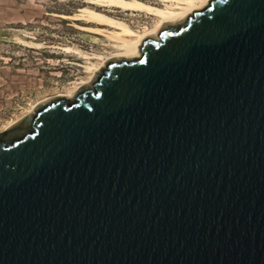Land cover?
Returning <instances> with one entry per match:
<instances>
[{
    "label": "water",
    "instance_id": "obj_1",
    "mask_svg": "<svg viewBox=\"0 0 264 264\" xmlns=\"http://www.w3.org/2000/svg\"><path fill=\"white\" fill-rule=\"evenodd\" d=\"M0 131V264H264V0H209Z\"/></svg>",
    "mask_w": 264,
    "mask_h": 264
},
{
    "label": "rangeland",
    "instance_id": "obj_2",
    "mask_svg": "<svg viewBox=\"0 0 264 264\" xmlns=\"http://www.w3.org/2000/svg\"><path fill=\"white\" fill-rule=\"evenodd\" d=\"M97 1L0 0V131L38 102L78 89L91 76L89 66L100 64L116 51L108 37L74 25L89 22L68 15L99 9L125 20L134 29L145 30L156 24L157 18L146 12L106 7ZM144 1L168 5L164 0ZM30 42H41V46ZM64 46L104 57L83 58L64 52Z\"/></svg>",
    "mask_w": 264,
    "mask_h": 264
},
{
    "label": "bare ground",
    "instance_id": "obj_3",
    "mask_svg": "<svg viewBox=\"0 0 264 264\" xmlns=\"http://www.w3.org/2000/svg\"><path fill=\"white\" fill-rule=\"evenodd\" d=\"M164 1L168 2L167 6H161L143 0L97 1L102 6L120 7L125 11H133V12L141 11L155 16L157 18L155 26L152 28H147L145 30L134 29L125 20L96 10H93L87 14L72 15V16L70 15L71 18L80 19L89 22L91 25L90 24L85 25L79 22H76L74 25L83 30L91 31L96 34H100L105 37H108V39L112 42L111 44L112 47H114L116 50L112 55L103 58L100 64L94 63L93 65L89 66V70L91 71V76L87 80H85L83 84H87L91 82L95 72L102 66V64L107 59L111 57H130V56L138 55L140 53L138 44L141 42V40L145 37V35L160 30V28L162 27L165 21L179 22L183 20L188 14H193L195 10H200L205 6H207L209 3V0H164ZM30 44H33L36 47L41 46V42H30ZM62 48L66 53L77 54L87 59L102 58L103 56L102 54L92 55V53L80 50V48L78 49L73 46H64ZM78 89H75L73 91L68 90L67 92H61L56 96H66L68 98H71L76 94ZM17 120L13 121L8 126L13 124Z\"/></svg>",
    "mask_w": 264,
    "mask_h": 264
},
{
    "label": "trees",
    "instance_id": "obj_4",
    "mask_svg": "<svg viewBox=\"0 0 264 264\" xmlns=\"http://www.w3.org/2000/svg\"><path fill=\"white\" fill-rule=\"evenodd\" d=\"M144 1V0H143ZM147 2V1H146ZM162 6V5H161ZM94 9H96V8H94ZM96 10H99V9H96ZM100 11V10H99ZM101 12H103V11H101ZM104 13H107V12H104ZM109 14V13H108ZM65 15V14H64ZM68 16H70V15H68Z\"/></svg>",
    "mask_w": 264,
    "mask_h": 264
}]
</instances>
